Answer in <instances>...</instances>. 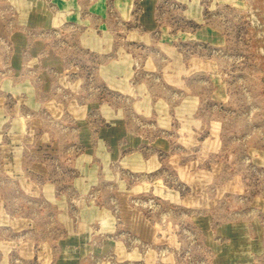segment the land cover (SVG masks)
Segmentation results:
<instances>
[{"label": "rangeland", "instance_id": "obj_1", "mask_svg": "<svg viewBox=\"0 0 264 264\" xmlns=\"http://www.w3.org/2000/svg\"><path fill=\"white\" fill-rule=\"evenodd\" d=\"M0 264H264V0H0Z\"/></svg>", "mask_w": 264, "mask_h": 264}]
</instances>
